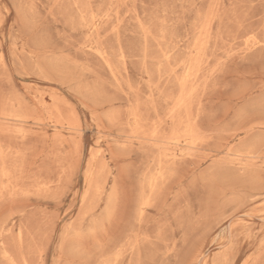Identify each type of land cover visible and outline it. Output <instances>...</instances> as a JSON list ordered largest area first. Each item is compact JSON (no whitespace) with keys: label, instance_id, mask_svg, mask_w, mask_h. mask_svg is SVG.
Returning a JSON list of instances; mask_svg holds the SVG:
<instances>
[{"label":"rangeland","instance_id":"374dc122","mask_svg":"<svg viewBox=\"0 0 264 264\" xmlns=\"http://www.w3.org/2000/svg\"><path fill=\"white\" fill-rule=\"evenodd\" d=\"M0 264H264V0H0Z\"/></svg>","mask_w":264,"mask_h":264}]
</instances>
